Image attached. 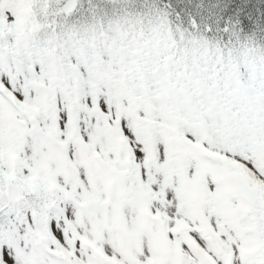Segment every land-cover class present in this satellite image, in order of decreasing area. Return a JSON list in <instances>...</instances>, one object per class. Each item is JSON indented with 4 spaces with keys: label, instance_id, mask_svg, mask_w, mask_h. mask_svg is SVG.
Returning <instances> with one entry per match:
<instances>
[{
    "label": "snow or ice",
    "instance_id": "1",
    "mask_svg": "<svg viewBox=\"0 0 264 264\" xmlns=\"http://www.w3.org/2000/svg\"><path fill=\"white\" fill-rule=\"evenodd\" d=\"M0 264H264V0H0Z\"/></svg>",
    "mask_w": 264,
    "mask_h": 264
}]
</instances>
